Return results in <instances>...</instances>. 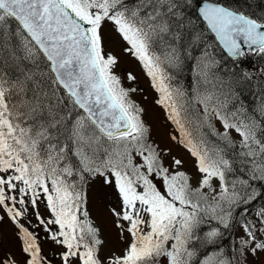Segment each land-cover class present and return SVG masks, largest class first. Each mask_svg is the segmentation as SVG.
I'll list each match as a JSON object with an SVG mask.
<instances>
[{"label": "rangeland", "instance_id": "374dc122", "mask_svg": "<svg viewBox=\"0 0 264 264\" xmlns=\"http://www.w3.org/2000/svg\"><path fill=\"white\" fill-rule=\"evenodd\" d=\"M74 1L89 10L87 14L96 20L95 34L105 70L120 98L139 116L138 132L122 138V142L114 141L116 144L101 141V145L107 144L108 152L117 149V155L109 157L107 152L106 157L101 151L95 161L91 159L86 163L89 174L82 205L71 211L80 223L78 234L84 242L82 245L70 247L63 240L71 234L63 231L64 219L58 216L56 204L45 200L44 215L29 204L18 206L19 214L12 217L0 197V264H42L41 252L51 264H88L93 259L98 264H136V258L147 252L145 246L149 244L156 250L157 264H182V260L189 259L186 233L192 214L188 209L181 211L178 202L188 194L187 189L196 192L199 201L207 203L210 210L218 211L220 207L223 212L219 219L226 221L224 218L230 217L229 206L233 213L237 211L240 222L247 220L246 225L236 223L234 252L238 264H264L263 210L241 208L249 195L240 196L234 187L223 183L226 162L217 158L223 156L221 153L209 154L210 158L205 160L202 154L187 147L170 119L171 92L146 54L143 41L126 22L113 14L106 15V6L97 0ZM149 28L151 34L158 30L156 25ZM157 32L161 40L162 35ZM206 57L200 56L195 69L208 71ZM253 58L264 61V50ZM195 72L204 87L208 79L204 75L202 78L199 71ZM206 93L207 89L191 95V108L199 115L194 110L197 118L191 120L189 126L205 125L220 138L229 139L241 150L257 177L264 179V129L257 123L255 126L244 124L241 119L227 123L222 117L224 114L210 105L208 99L211 98ZM258 111L263 114L264 105L258 107ZM202 136L204 138V133ZM192 138L198 142L196 137ZM192 138L189 142L198 147L199 143ZM121 166L134 174V187L130 192L116 178L114 168L121 169ZM46 173L49 175L48 171ZM0 186L7 196L5 202L12 207L18 200L33 202L43 197L41 193L31 195L24 189L7 187L1 180ZM12 190L15 196L11 195ZM74 223L75 220L70 221V225ZM23 224L34 227L40 246L35 247L32 240L24 238L19 228ZM38 228L40 231H36ZM200 264L223 262L213 254Z\"/></svg>", "mask_w": 264, "mask_h": 264}, {"label": "trees", "instance_id": "16d2710c", "mask_svg": "<svg viewBox=\"0 0 264 264\" xmlns=\"http://www.w3.org/2000/svg\"><path fill=\"white\" fill-rule=\"evenodd\" d=\"M97 1L107 6L115 18L126 20L143 41L146 54L171 92V117L184 141L205 157L221 153L223 156L217 158L226 162L222 171L225 185L234 187L240 196L249 195L241 208L264 209V179L257 177L241 150L229 139L212 133L208 126H189L197 118L189 99L193 93L207 89L206 94L212 99L208 102L224 114L222 117L227 123L241 119L244 124L255 126L257 123L264 129V111L263 114L258 111L264 105V61L254 59L255 54L247 52L241 59L230 58L197 12L202 0ZM215 1L253 16L259 13L261 19L264 15L263 0ZM251 6L258 10H247ZM149 25L157 26L161 40L157 31L151 34ZM201 55L209 59L205 73L201 68L195 69ZM195 70L208 79L205 89ZM190 137L197 138L198 147L189 142ZM101 141L116 144L114 141L123 140L122 137L107 138L96 129L59 86L49 62L19 23L0 10V168L9 164V172H18L21 176L19 183L10 177L14 188H24L25 184L30 191L41 179L51 187L57 178L81 198L86 168L79 153L93 161L101 151L107 157V144L101 145ZM117 153L114 149L108 156ZM187 192L181 205L191 210L192 216L186 240L189 259L182 260V264H200L213 254L223 264H238L234 252L236 223L249 222H240L237 211L233 213L229 206L230 217L223 221L218 218L223 212L220 207L212 211L207 203L199 201L196 192L189 189ZM136 264H157V259L143 255L136 258Z\"/></svg>", "mask_w": 264, "mask_h": 264}, {"label": "water", "instance_id": "95a60500", "mask_svg": "<svg viewBox=\"0 0 264 264\" xmlns=\"http://www.w3.org/2000/svg\"><path fill=\"white\" fill-rule=\"evenodd\" d=\"M0 8L31 35L51 62L60 86L98 128L107 135L131 130L132 119L103 74L87 21L62 0H0ZM198 12L231 57H240L244 49L264 47V31L246 15L213 0H203Z\"/></svg>", "mask_w": 264, "mask_h": 264}, {"label": "bare ground", "instance_id": "6f19581e", "mask_svg": "<svg viewBox=\"0 0 264 264\" xmlns=\"http://www.w3.org/2000/svg\"><path fill=\"white\" fill-rule=\"evenodd\" d=\"M254 9L258 10L257 7H255V6H251V7H248L247 8V10L252 11V12H253ZM244 15H246L247 17H249L250 19H252L251 22L258 28L259 31H261V32L264 31V29H263V25H264V15H262V17H263L262 19H261L259 13H256V16H253L252 14L245 12ZM260 49L261 50H264V47H262ZM79 120H81V117H79ZM262 210H263V215H264V209H262Z\"/></svg>", "mask_w": 264, "mask_h": 264}]
</instances>
